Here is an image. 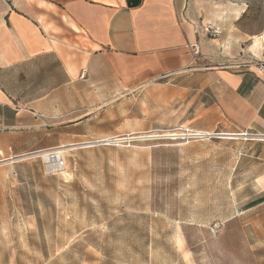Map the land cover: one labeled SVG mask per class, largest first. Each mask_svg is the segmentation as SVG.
Here are the masks:
<instances>
[{
    "label": "rangeland",
    "instance_id": "1",
    "mask_svg": "<svg viewBox=\"0 0 264 264\" xmlns=\"http://www.w3.org/2000/svg\"><path fill=\"white\" fill-rule=\"evenodd\" d=\"M188 3L225 46L264 40V0ZM210 64L90 102L65 174L0 169V264H264V139L222 135Z\"/></svg>",
    "mask_w": 264,
    "mask_h": 264
},
{
    "label": "crops",
    "instance_id": "2",
    "mask_svg": "<svg viewBox=\"0 0 264 264\" xmlns=\"http://www.w3.org/2000/svg\"><path fill=\"white\" fill-rule=\"evenodd\" d=\"M126 1L0 0V169L80 144L90 102L188 70L194 45L215 65L210 108L227 135L264 139V74L231 67L241 52L260 55L264 41L225 46L221 30L214 37L192 19L188 0Z\"/></svg>",
    "mask_w": 264,
    "mask_h": 264
},
{
    "label": "built area",
    "instance_id": "3",
    "mask_svg": "<svg viewBox=\"0 0 264 264\" xmlns=\"http://www.w3.org/2000/svg\"><path fill=\"white\" fill-rule=\"evenodd\" d=\"M204 32L214 37H217L218 35L221 34V31L219 30V28L214 27V26H209L207 28H204ZM192 54L194 56H197L199 54V48L197 45L192 46ZM247 66L255 67L259 73L264 74V48L262 52L260 53V55L258 56H255L251 52H247V53L241 52L236 58L233 59V64L231 65V67L235 69H239L240 67H247ZM239 135L247 136L246 133L239 134ZM188 136H194V135L188 134ZM208 137H213V135H209ZM52 149H55V148H52ZM52 149L47 150L50 152H48L47 158L45 159H43V157L40 155L35 156V157L40 158L43 164V170L46 175L61 176L65 174L66 169H67L64 153L60 154L58 152H52L51 151ZM39 152H42V151H38L34 153H39ZM211 231L214 234V230H211Z\"/></svg>",
    "mask_w": 264,
    "mask_h": 264
},
{
    "label": "bare ground",
    "instance_id": "4",
    "mask_svg": "<svg viewBox=\"0 0 264 264\" xmlns=\"http://www.w3.org/2000/svg\"><path fill=\"white\" fill-rule=\"evenodd\" d=\"M264 41V40H263ZM198 134V133H197ZM204 134V133H203ZM208 134V133H207ZM206 134V135H207ZM213 134V133H212ZM209 135V134H208ZM223 136H226V137H236L237 135H227V134H222ZM199 136V135H198ZM202 136V135H201ZM225 137V138H226ZM257 139H260L261 140V138H257ZM69 148H55V149H52L51 151L52 152H58V153H60V154H63V153H65V150H68ZM48 152H50V151H47V150H45V151H43V152H39V153H36V154H34V156H42L43 157V159H45V158H47V154H48ZM28 157H31V156H25V157H22L21 158V160L22 159H26V158H28ZM29 159V158H28Z\"/></svg>",
    "mask_w": 264,
    "mask_h": 264
},
{
    "label": "water",
    "instance_id": "5",
    "mask_svg": "<svg viewBox=\"0 0 264 264\" xmlns=\"http://www.w3.org/2000/svg\"><path fill=\"white\" fill-rule=\"evenodd\" d=\"M140 1L141 0H127L126 3L128 7H136L139 5Z\"/></svg>",
    "mask_w": 264,
    "mask_h": 264
}]
</instances>
